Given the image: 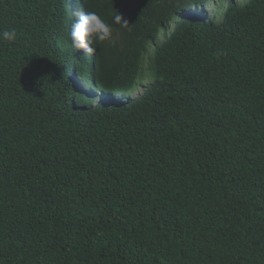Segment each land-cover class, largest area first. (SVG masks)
Returning a JSON list of instances; mask_svg holds the SVG:
<instances>
[{
  "label": "trees",
  "instance_id": "trees-1",
  "mask_svg": "<svg viewBox=\"0 0 264 264\" xmlns=\"http://www.w3.org/2000/svg\"><path fill=\"white\" fill-rule=\"evenodd\" d=\"M209 1L0 0V264H264V0Z\"/></svg>",
  "mask_w": 264,
  "mask_h": 264
},
{
  "label": "clouds",
  "instance_id": "clouds-1",
  "mask_svg": "<svg viewBox=\"0 0 264 264\" xmlns=\"http://www.w3.org/2000/svg\"><path fill=\"white\" fill-rule=\"evenodd\" d=\"M71 23L70 38L75 49H83L88 55L96 51L97 42L111 41L113 37L112 25L107 23L94 11L77 10ZM113 23L122 28L128 27V21L122 14L113 16ZM0 38L5 41H15L17 33L14 29L0 32Z\"/></svg>",
  "mask_w": 264,
  "mask_h": 264
},
{
  "label": "rangeland",
  "instance_id": "rangeland-1",
  "mask_svg": "<svg viewBox=\"0 0 264 264\" xmlns=\"http://www.w3.org/2000/svg\"><path fill=\"white\" fill-rule=\"evenodd\" d=\"M229 0H211L208 4L205 5L204 9L202 6H193L192 11L194 9H203V12L206 14V16L210 19H212L215 23L219 22L222 18V12ZM237 3L242 4L246 0H234ZM71 3V1H70ZM184 14V11H180L174 15L173 20H179ZM174 22L170 24V31L174 27ZM169 31V32H170ZM165 38V35L163 32H160L157 36V42L163 41ZM151 82V74L150 71L147 69L146 62L144 63L142 67V77L140 81L136 83L133 89L129 93H122L119 94L116 97L117 102H127L132 99H135L138 97L144 90V88ZM107 95V94H106Z\"/></svg>",
  "mask_w": 264,
  "mask_h": 264
}]
</instances>
